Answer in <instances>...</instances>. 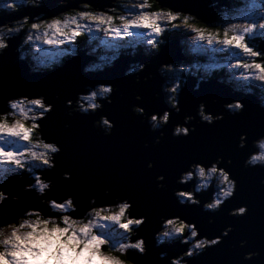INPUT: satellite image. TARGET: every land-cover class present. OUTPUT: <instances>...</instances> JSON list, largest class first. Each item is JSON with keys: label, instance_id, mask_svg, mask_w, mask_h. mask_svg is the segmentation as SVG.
<instances>
[{"label": "clouds", "instance_id": "9594fccd", "mask_svg": "<svg viewBox=\"0 0 264 264\" xmlns=\"http://www.w3.org/2000/svg\"><path fill=\"white\" fill-rule=\"evenodd\" d=\"M44 3L45 0H7L6 3H0V7L9 9L12 13H19L21 10L24 13L23 19L15 23L4 20L0 22V57L10 49L9 41L17 37L21 43L15 52L19 53V60L25 61V46L34 45L39 50L37 42L53 47L63 46L75 42L78 36L98 32L119 40L127 37L132 29L147 30L137 37L147 57L152 53H161L167 44V40L162 38L165 32L162 22L182 18L184 23L195 21L198 17L193 12L182 9H176L175 12H145L143 9L150 7L149 0H136L131 7H126V15L118 17L109 15L99 10L100 8L92 10L91 3L83 0H79V7L70 6L75 0H59L57 6L64 10L54 15L28 11L40 9ZM209 7H215V4H210ZM132 8L139 11H130ZM110 11L114 12L115 9ZM224 15L222 10L217 22L221 24L222 32L219 28L192 24L195 27L190 29L196 35L191 39L197 42L198 35L210 46L217 44L224 51L235 49L234 55L237 58L228 66L230 69L242 70L240 78L250 82L244 95H255L260 102L259 107L264 109V52L254 43L258 39H264V0H255L248 13L234 20L223 21ZM33 18L34 22L29 23ZM116 19H119V24L115 22ZM24 28H27V32L21 37L19 34ZM78 52L79 50H74L69 55L75 57ZM130 55L135 56L136 52L133 51ZM113 66L114 64H110L107 68ZM63 67L64 65H59L60 69ZM147 68V63H140L130 67L123 77L135 74V82L139 84L140 74ZM104 71V67H90L89 63L83 67L85 76ZM157 71L161 77L173 74L162 86L168 108L162 114L160 110L148 115L145 107L141 106H133V111L148 115L150 131L160 133L156 137V143L161 144V137L165 139L167 136V132L162 129H166L170 118L171 121L173 118L172 109L176 114L182 111L180 97L187 77L175 78L186 71L183 64L177 67V63H163ZM30 73L34 75V70ZM151 74L153 73H149ZM143 80L147 82L148 75ZM217 82L225 84L223 79ZM200 83L197 80L194 91H199ZM115 87L116 84L113 83H97L94 87L87 85L85 92L78 93L77 107L72 108L73 101L70 99L65 107L70 110L69 114L75 111L83 115L90 112L99 114L101 119L97 122V127L104 130L105 136H112L116 124L109 120L108 115L102 114L105 105L101 101L113 104ZM36 93L38 94L22 93L7 97L6 110L0 108V264H143L141 257L149 256L152 249L149 235L144 234L149 215L141 214L132 196L114 194L111 187L103 186L100 189L102 196L89 195L82 210L84 200L78 194H57L56 182L48 178L46 173L57 168V157L63 153L64 147L61 139L46 136L41 123L54 111L55 103L49 102L48 95L42 89H37ZM55 98L60 99V95L57 94ZM136 99L143 102L144 97L137 95ZM206 107L208 108L207 103L201 101L195 114H185L183 122L175 123L172 127V136L190 137L197 131L198 124L206 122L214 125L216 121L223 120V114L214 115L213 112L206 111ZM224 107L230 115L236 116L243 115L246 105L243 99H235ZM248 141V132H242L238 148L249 150L243 162L244 167L264 169V130L256 134L251 147ZM144 147L149 148V145L145 144ZM221 153L215 159H193L187 164L186 170L180 172L175 180L176 187L173 188L179 206L202 207L206 212L220 213L226 202L236 197L239 180L230 171L233 165L232 155L228 150H221ZM147 167L155 168L156 162L149 161ZM26 176L32 182L24 183L22 192L33 193V203L13 212L6 202L19 205L22 198L19 194L6 191L5 185L12 178L24 180ZM72 176L70 171L62 173L64 180H71ZM156 180L158 190L166 191V176L158 175ZM193 181L194 185H190L189 182ZM259 183L264 187V178ZM181 185H189V189H184ZM209 189L211 199H202L200 194L208 193ZM249 213L248 203L228 211V215L232 217H245ZM215 222L214 216L208 218L209 225ZM155 225L158 228L152 237L155 248L178 246L180 249L171 255L168 250L159 252V260L166 261V264H193L197 257H205L210 248L221 245L224 238L234 232V225L229 224L220 230V235H201L205 226L200 220L184 213L173 214L167 209L160 212ZM210 235L212 238H209ZM246 247H249L248 240H242L240 248ZM261 256V250L247 251L240 264L259 260ZM197 264L200 262L197 261ZM260 264H264V261H260Z\"/></svg>", "mask_w": 264, "mask_h": 264}, {"label": "water", "instance_id": "95a60500", "mask_svg": "<svg viewBox=\"0 0 264 264\" xmlns=\"http://www.w3.org/2000/svg\"><path fill=\"white\" fill-rule=\"evenodd\" d=\"M118 1L83 0L85 3H91L93 10L100 8L101 11L111 10ZM154 1L162 10L175 12L176 9H182L193 12L198 16L197 22L204 24L216 22L220 9L229 4L227 0ZM51 3L47 1L40 9L28 11L54 15L64 10ZM210 4H215V7H209ZM70 6L79 7V0H75ZM23 15L21 10L18 15L1 16L0 22L3 20L14 22L23 18ZM29 23H32V19ZM9 43L10 49L0 57V108L6 110L7 97L22 93L38 94L37 89H42L48 95L49 102L55 103L54 111L41 123L42 130L43 125L46 130V136L61 139L64 147L63 153L57 157V168L46 173L48 178L56 182L57 194L75 191L84 200L81 204L82 210L89 195L102 196L100 189L103 186L111 187L114 194L132 196L141 214L149 215V222L144 226V234L149 235L152 249L149 256L141 257L143 264L156 262L166 264V261L159 260V252L168 250L171 255L180 250L178 246L155 248V240L152 239L154 231L158 230L155 221L165 209L173 214L184 213L200 220L205 226L201 235L206 233L220 235L221 229L229 224L234 225V232L229 233L221 245L210 248L205 257H197L193 264H197V261L200 264H240L245 252L255 250H261V258L248 261L246 264H260V261H264V187L259 183L260 179L264 178V169L245 168L243 162L249 150L238 148L239 135L242 132H248V143L251 147L256 134L264 130V109L259 107L260 102L255 95L233 92L231 86L218 83L217 79L201 82L199 91H194L197 81L194 77L188 76L180 97L182 111L179 114L173 113L169 126L162 129L167 132V136L165 139L161 137V144H157L156 137L160 136V133L150 131L148 115L160 110L162 114L166 109L162 97L165 79L160 76L157 69L163 63H182L186 60L176 37L168 39L159 54L148 58L123 56L114 61L112 69L106 68L102 73L97 72L88 76L82 74L84 65L90 61V58L84 55L86 50L84 52L81 50L77 56L67 59L62 69L35 72L33 75L30 74L26 61L17 60L19 53L15 52V49L21 43L20 38L17 37ZM259 50L264 52V41L259 43ZM130 63L148 64L145 72L140 74L139 84L135 82V75L123 77V72ZM147 75L148 81L144 82L143 77ZM97 83L116 84L112 97L113 104L101 101L105 105L102 114L108 115L109 120L116 124L112 136H105L101 128L95 127L101 119L99 114H69V110L65 108L67 100L75 101L78 93L85 92L78 89L80 86L84 88ZM57 94L60 95L58 100L55 98ZM137 95L144 97L143 102L136 99ZM235 99L244 100L246 107L243 115H226L223 105ZM201 101L207 103L206 111L213 112L214 115L223 114V120L216 121L214 125H208L206 122L198 124L197 131L190 137H173L171 130L174 124L182 123L185 114H193L191 110H196ZM133 106L145 107V113L148 115L136 114ZM74 107L72 105V108ZM65 125L69 127L66 128ZM145 144H148L149 148H145ZM221 150H228L233 158L230 171L233 172L234 178L239 180L236 197L226 202L224 210L220 213L209 214L202 207L179 206L173 188L176 187L175 180L180 172L185 170L193 159H215L222 154ZM149 161H155L156 167L148 169ZM65 171L72 172V180L63 179L62 173ZM158 175L166 176L168 183L166 191L158 190L156 180ZM12 180L9 181L14 184ZM200 196L202 199L210 200L211 191ZM244 203H248L250 207L247 216L228 215L230 209H236ZM212 216L216 222L209 225L208 218ZM242 240H248L249 247L240 248Z\"/></svg>", "mask_w": 264, "mask_h": 264}, {"label": "rangeland", "instance_id": "374dc122", "mask_svg": "<svg viewBox=\"0 0 264 264\" xmlns=\"http://www.w3.org/2000/svg\"><path fill=\"white\" fill-rule=\"evenodd\" d=\"M7 1H3L2 3H6ZM45 2H47V1H45ZM136 2V0H130V1H128V0H126V6H125V9H126V7H131L132 6V4L133 3H135ZM122 5H123V2L121 3ZM149 4H150V2H149ZM248 4H251V3H248ZM44 5H45V3H44ZM43 5V6H44ZM42 6V7H43ZM5 9V8H4ZM241 9H244L243 7L241 8ZM250 10H251V8H249ZM5 10H9V9H5ZM9 11H11V10H9ZM143 11H145V12H153L154 11V9H152V6H151V4H150V7H145L144 9H143ZM160 12H166V11H168V10H165L164 11V9L163 10H159ZM105 12H108L107 10H105ZM120 12L119 11H117V10H115L114 12H108V14L109 15H113L114 17H115V15H117V14H119ZM11 14V13H10ZM127 13L126 12H121L120 14H119V16L120 15H126ZM239 16H241V13H240V11L239 12H237V13H235L234 15H233V19L232 20H234L235 18H237V17H239ZM23 19V18H22ZM21 19V20H22ZM178 20H183L182 18H178ZM16 21H19V20H16ZM16 21H14V22H12V23H15ZM32 22H34V18L32 19ZM117 24H119L120 23V21L119 22H116ZM189 23H191V24H195L196 26H198L194 21H192V20H190L189 21ZM199 23V22H198ZM199 24H201V26L203 25H205L204 23H199ZM210 25H213V24H210ZM162 27H164L165 28V32H164V35H163V37L162 38H165L167 41H168V39H171V37L169 36L168 37V35H169V31H173V30H178L179 32L181 31H188V32H190V31H192L190 28H188L187 26H185L184 25V23H183V21L182 22H177V19L175 20V21H171V22H162ZM211 27H215V25L214 26H211ZM210 28V27H209ZM23 30H25L26 32H27V28H24ZM22 30V31H23ZM140 31H142V32H146L147 30L146 29H142V30H140ZM21 34V33H20ZM25 35V34H24ZM170 35H172L171 33H170ZM195 35V33L193 32V36ZM86 36H88V37H90L91 38V42H100V44L103 46V41L101 40V38H108V37H105L104 35H103V33L102 32H98V33H95V35L94 34H84L83 36H79V40L80 41H82V37H86ZM22 37V36H21ZM168 37V38H167ZM174 37H176L178 40L180 39L181 40V37L178 35V34H176V35H174ZM191 37H192V35H190L189 37H187L188 39H187V44L188 43H191V45L193 44V45H195L194 47H191V50H193L194 49V52L196 53V54H200V53H203L202 52V50H206V49H209L211 46H208V45H206L205 44V46H204V48H200V47H197V42H195V41H193L192 39H191ZM99 39V40H98ZM21 41V40H20ZM107 41L108 42H111L112 41V45H114V46H121V45H125V44H123L121 41H122V39H119V40H117V39H112V38H108L107 39ZM136 41H137V43L139 44V38H137L136 39ZM136 41L135 42H127V44H129V45H131L132 47L130 48V47H127V48H130L131 49V51L129 52L128 50H125V51H123V54H131L133 51H136V46L138 45V44H136L135 45V43H136ZM185 41V40H184ZM157 42H159V41H157ZM172 42V41H171ZM38 44H39V49L40 50H47L46 52H42V51H40V55L39 56H37L36 54L38 53L37 51H39V50H37L36 48H35V46L34 45H32V47H27V48H25L26 49V51L27 50H29L28 52H27V56H29V55H32L30 58H28L27 56H26V59L27 60H30L31 58H33L34 59V64L33 65H35V66H38V65H45V67L43 68V69H48V68H50V66H48V65H50L49 64V62L51 63V64H62L61 63V58H66L68 55H69V53H71L72 51H74V50H79V51H85L84 52V55L85 56H87V57H89L90 58V61H88L86 64H88L89 63V66L90 67H95V68H100V67H104L105 69L107 68V65H110V64H112L113 62H114V60H116V58H118V57H116V54H114V52L111 50V49H109L108 51L107 50H105V52H104V54L101 56V54H99L98 56L99 57H96L95 55H94V53H93V51L90 49H88L89 47H90V45H89V47L88 48H83V49H77L76 47H75V49H74V46H72V45H70V44H72L73 42H71V43H66L65 45H63V46H66L65 48H62L61 46H56V47H53V46H48V45H44V44H42V43H40V42H37ZM110 44V43H109ZM93 45V50L94 49H101V48H99V46H98V43H94V44H92ZM111 45V44H110ZM67 46H69V47H67ZM251 46V45H250ZM259 46V45H258ZM115 49L117 50V49H119V48H117V47H115ZM123 49V48H122ZM124 50V49H123ZM104 51V50H103ZM102 51V52H103ZM215 52L216 53H218V52H223L222 50H221V48H220V46H217L216 48H214V49H212V50H210V51H207L206 52V60H207V63L205 64V65H197V64H199V63H205L206 62V60H205V58L204 57H200V58H196L195 60H194V62H195V64L196 65H193L192 67H196V66H202L204 69V72H205V74L207 75V74H209V72L210 71H214V70H219L222 66H225L226 65V67H227V71H229V73H230V77H231V79L228 81V85H231L232 86V89H233V92H234V89H235V87H234V85L232 84V83H235V84H237V85H239V87H243L244 86V88H245V90H241L239 87H238V89L240 90V91H243V92H247V90H248V88L250 87V83H249V81H245V80H243L242 78H240V76H239V71H238V69H230L229 68V62H233V60L235 59V58H237V57H234V58H232V59H230V60H226L228 63L227 64H225V65H222L221 63H223V62H225V60L224 59H217V58H220V57H222V56H220V55H218V54H215ZM236 52V50L235 51H233V53H235ZM79 53V52H78ZM90 53V54H89ZM118 55H120V53L118 54ZM211 55V56H210ZM132 56V55H131ZM136 56L137 55H135V56H132L133 58H136ZM61 57V58H60ZM207 57L209 58V59H207ZM70 58H73V57H71L70 56ZM186 60V62H188L189 63V61H188V57H184ZM17 59H19V55L17 56ZM119 59V58H118ZM35 60L37 61V62H35ZM26 61V60H25ZM210 61V62H209ZM27 62V61H26ZM140 63H130V64H128L127 66H126V68H125V70H124V72H123V74L125 75V73L127 72V70L130 68V67H135V66H138ZM181 64H183V66L185 67V68H187V67H189L191 64H186V63H177V67H179ZM29 65V64H28ZM29 68H30V72H33V70L34 69H32L31 68V66L29 65ZM190 71L189 72H191V71H194V69H189ZM35 72H43V70L42 71H39L38 69L37 70H34V73ZM31 74V73H30ZM82 74H84L83 73V71H82ZM170 74V73H169ZM181 74V73H180ZM180 74L177 76V77H175V78H179V76H180ZM135 74H133V75H130V76H134ZM173 74H170V76L169 77H171ZM181 77V76H180ZM166 79H167V76H166ZM166 79H165V81H166ZM181 79V78H180ZM164 81V82H165ZM164 85V84H163ZM245 85L247 86V88L245 87ZM95 85H93L92 87H94ZM79 90H84V91H86V88L84 87V88H82L81 86L78 88ZM79 99V96L77 95V97H76V100L75 101H73L74 103H73V105L75 106L74 108H76L77 107V104H76V101ZM66 108V107H65ZM67 110H69L68 108H67ZM173 111H175V110H173ZM69 112H70V110H69ZM81 114L79 111H75V112H72L71 114ZM136 113V112H135ZM174 113V112H173ZM89 114H91V112L89 113ZM136 114H140V113H136ZM95 127H97V125H95ZM102 129V128H101ZM103 130V129H102ZM103 133H104V130H103ZM13 180V182H14V184H12L11 183V181H9V183L7 184V185H5V188H6V191H9V192H12V193H14V194H19V195H21V203L19 204V205H16V204H14V203H12V202H6L7 204H8V207H9V210H12L13 212H15V211H17V210H19V209H21L22 207H24L25 205H31L32 203H33V193H24V192H22V188H23V185H24V183H27L28 181H30V180H27V176L25 177V179L24 180H20V179H18V178H12ZM11 180V179H10ZM18 182H20V183H18ZM30 182H32V181H30ZM11 183V184H10ZM185 247H187V246H185ZM177 248V247H176Z\"/></svg>", "mask_w": 264, "mask_h": 264}, {"label": "trees", "instance_id": "16d2710c", "mask_svg": "<svg viewBox=\"0 0 264 264\" xmlns=\"http://www.w3.org/2000/svg\"><path fill=\"white\" fill-rule=\"evenodd\" d=\"M128 1H130V0H128ZM232 2H233V7H234V12L236 13V12H238L240 9H241V5H242V3L241 4H239V3H237L235 0H231ZM123 2V5L121 4ZM149 2H150V4H151V6H152V9H154V11H159V10H162V9H160L159 8V6H158V4L154 1V0H149ZM115 6H114V8H112V9H115V10H117V11H119L120 13L121 12H126L125 11V6H126V0H119L116 4H114ZM91 9H92V7H91ZM81 10H88V9H83V8H81ZM93 10V9H92ZM165 11V10H164ZM108 12H111L110 10L108 11ZM113 12V11H112ZM0 13H1V11H0ZM20 13V12H19ZM119 13V14H120ZM4 14H6V13H4ZM14 14V13H13ZM119 14H117V15H115V17H118L119 16ZM183 20H178L177 19V22H182ZM197 21V20H196ZM196 21H194L196 24H198V26H201V24H199L198 22H196ZM230 21V20H229ZM115 22H119V19H116L115 20ZM215 24H213V25H210V24H205L204 26H206V27H210V28H213V29H215V28H218L216 25H215V27H211V26H214ZM203 26V25H202ZM222 28V27H221ZM220 29V28H219ZM222 30H223V28H222ZM220 31H221V29H220ZM172 35H176V34H178V35H180L181 36V38H184L183 36H185V33H183V32H179L178 30H171V31H169ZM26 33V31L25 30H23L22 32H21V34H19L20 36H24V34ZM170 33H169V35H168V37L169 36H171L170 35ZM167 37V38H168ZM260 40L261 39H258V40H256V41H254V43H258V42H260ZM122 42V41H121ZM94 43H98V46H99V48H101L100 50L99 49H94L93 50V45L92 44H94ZM123 44H125V45H121V46H115V47H117V48H119V49H117V54L119 53V51L123 48L124 49V51L125 50H128L129 52L131 51V49L130 48H127V42H122ZM70 45H72V46H74V49H75V47L77 48V49H83V48H88L89 47V45H90V47L88 48L89 50L91 49L92 51H94L95 53H94V55L96 56V57H99L98 55L99 54H101V56L104 54V51L103 50H105L106 48H103V46L100 44V42H91V38L90 37H88V36H86V37H82V41H80L79 40V36L77 37V39H76V41L75 42H73L72 44H70ZM129 46V45H128ZM27 47H32V45H27V46H25V48H27ZM62 48H65L66 46H61ZM67 47H69V46H67ZM29 50H27V52H28ZM40 49H39V51H38V53H40ZM103 51V52H102ZM136 54H142V53H144V47L143 46H136ZM32 55H29V56H27L28 58H30ZM68 57H70V55H68L66 58H61V63H62V65H64V62L66 61V59L68 58ZM200 57H204L205 58V56H193L192 58H189V60L191 61V63H194L195 64V62H194V60L196 59V58H200ZM34 58V57H33ZM33 58H31L30 60H27L26 59V61H27V63L31 66V68L32 69H34V70H39V71H42L43 70V72H49V71H52L53 69H55V68H59V64H51L50 62H49V64L50 65H48V66H50V68H48V69H43L44 67H45V65H38V66H35V65H33L34 64V59ZM205 60H206V58H205ZM35 62H37L36 60H35ZM229 63H231V62H229ZM205 63H199V64H197V65H204ZM227 64V63H226ZM225 65V64H224ZM200 68L202 67V66H199ZM226 65H225V69L223 68V69H221V70H219V71H216V70H214L213 71V73L214 72H217L220 76H223V77H230L229 75V72L226 70ZM218 70V69H217ZM195 71V70H194ZM238 71L240 72V71H242V70H239L238 69ZM186 72V71H185ZM194 73V72H193ZM192 73V74H193ZM168 75L169 74H166V76L168 77ZM196 75L197 76H201V74H200V72H197L196 73ZM165 76V77H166ZM170 76V75H169ZM229 80H227V82H228ZM250 83V82H249ZM233 85H237V84H235V83H232ZM244 87V86H243ZM245 87L247 88V86L245 85ZM243 89V88H242ZM245 89V88H244Z\"/></svg>", "mask_w": 264, "mask_h": 264}, {"label": "flooded vegetation", "instance_id": "af4514ba", "mask_svg": "<svg viewBox=\"0 0 264 264\" xmlns=\"http://www.w3.org/2000/svg\"><path fill=\"white\" fill-rule=\"evenodd\" d=\"M3 1H7V0H0V3H2ZM45 1H48V2H52L51 4H56V5H58V1L59 0H45ZM228 2H229V4H228V6L227 7H222L221 9H220V11L218 12V18H217V21L216 22H214V23H211V24H215L218 28H220L221 29V32L223 31L222 30V26H221V24H217V22L220 20V13H221V11L223 10L224 11V13H225V15L223 16V21H229V20H232L233 19V15L235 14V12H234V5H233V3H232V1H230V0H228ZM0 11H1V13H0V17L1 16H6V15H11V14H13L11 11H9V10H5L4 8H2V7H0ZM4 13H6V14H4ZM11 13V14H10ZM13 15H18V13H14ZM22 19V18H21ZM21 19H19V20H21ZM196 21V20H195ZM197 22V21H196ZM198 25V24H197ZM22 32V31H21ZM264 41V40H263ZM258 45H259V42L257 43ZM233 51H235V49H232L231 51H229L228 53H233ZM234 54V53H233ZM186 64H189V63H186ZM191 66H193V65H191ZM225 69V66H222L219 70H221V69ZM219 70H216V71H219ZM181 76V77H180ZM179 76V78H181V79H183L185 76L187 77V79H188V76H190V74L189 73H187V72H184V73H181V75ZM169 77V76H168ZM167 77V78H168ZM192 77H194L195 78V80L197 81V80H200L201 82H203V81H207V80H212V79H217V80H219V79H223L224 81H225V83H228L227 82V80H230L231 79V77H223V76H220L217 72H212L211 74H209L208 76H207V78H205V77H202V76H197L196 74H192ZM166 78V77H165ZM166 82V81H165ZM165 84V83H164ZM234 87H235V91H240L239 89H238V87H239V85H234ZM241 90H245L244 89V87H239ZM243 88V89H242ZM240 92H242V93H246V92H243V91H240ZM164 94V93H163ZM163 99H164V103H165V95L163 96ZM225 103H228V102H225ZM224 103V104H225ZM165 105H166V108H168V105L165 103ZM199 105V104H198ZM198 105L196 106L197 108H198ZM196 108V109H197ZM223 109L228 113V111L226 110V108L224 107V105H223ZM172 110H174V109H172ZM207 110V109H206ZM174 113H175V111H173ZM191 112L193 113V114H195V110H191ZM190 183V185H194V181L193 182H189ZM180 187H182V188H184V189H189V185H181ZM209 191H211V189H209ZM210 199H211V197H210ZM208 213L209 214H211L212 212H210V211H208ZM221 234V233H220Z\"/></svg>", "mask_w": 264, "mask_h": 264}, {"label": "snow or ice", "instance_id": "6c2138e0", "mask_svg": "<svg viewBox=\"0 0 264 264\" xmlns=\"http://www.w3.org/2000/svg\"><path fill=\"white\" fill-rule=\"evenodd\" d=\"M244 2H245V7H244V9L241 10V11H242V15H241V16H244L246 13H248V12L250 11V9L247 7V4H248V3H252V4H254V3H255V0H244ZM130 11L138 12L139 10H138V9H135V8H132V9H130ZM174 21H175V20H174ZM184 25L187 26L188 28H194V27H195V25H192L191 23H189V21H184ZM94 35H95V33H94ZM141 35H142V31H140V30H136V29H132V30H131V33H130L127 37H125L124 39H122V42H135L136 39H137V37H139V36H141ZM195 35H196V33H195ZM205 44L208 45L206 41H204L202 38H200V37L197 35V47L204 48ZM208 46H210V45H208ZM217 46H219V45H217V44H212L211 47H210L209 49H206V51H210V50L216 48ZM220 48H221V47H220ZM221 50H222L223 52L227 53V52L231 51L232 49H229L228 51H224L223 48H221ZM41 51H42V52H46L47 50H43V49H42ZM36 55L39 56L40 53H37ZM49 114H50V113H49ZM226 115H230V114H229V113H226ZM185 170H186V169H185ZM72 178H73V177H72ZM71 180H72V179H71ZM70 189H71V188H70ZM68 193H69V194H76V192L73 191V190L68 191ZM217 246H219V245H217Z\"/></svg>", "mask_w": 264, "mask_h": 264}, {"label": "bare ground", "instance_id": "6f19581e", "mask_svg": "<svg viewBox=\"0 0 264 264\" xmlns=\"http://www.w3.org/2000/svg\"><path fill=\"white\" fill-rule=\"evenodd\" d=\"M237 3H239V4H241L242 2H243V0H235ZM164 10H167V9H164ZM184 33H186V31L184 30ZM192 34H193V32H192ZM171 37H174V35H171ZM184 37V39H182V40H187L188 38H186L185 36H183ZM99 40V39H98ZM178 43H180V40H178ZM196 45V44H195ZM95 53V52H94ZM144 53H142V55L141 56H146V55H143ZM115 62H113L112 64H114ZM109 69H112V68H109ZM86 88V87H85ZM162 97H163V95H162ZM163 104L165 105V103H164V101H163ZM165 107H166V105H165ZM78 114V113H77ZM174 114H176V113H174ZM144 114H140V116H143ZM28 180V179H27Z\"/></svg>", "mask_w": 264, "mask_h": 264}]
</instances>
